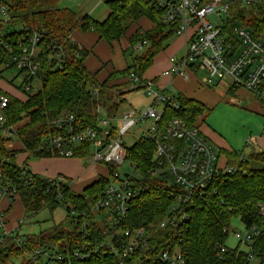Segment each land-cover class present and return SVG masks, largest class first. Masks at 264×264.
I'll return each mask as SVG.
<instances>
[{"label": "trees", "instance_id": "obj_1", "mask_svg": "<svg viewBox=\"0 0 264 264\" xmlns=\"http://www.w3.org/2000/svg\"><path fill=\"white\" fill-rule=\"evenodd\" d=\"M103 1L108 8V15L100 22L89 15L61 7V0H6L11 23L7 27L0 23V80L4 70L13 69L8 67L11 53L4 46L17 49L20 37L15 32L17 27L23 26L30 30L29 33L42 34L38 75L42 79V90L36 94H27V98L22 100L0 89V97L9 98L7 109L0 110V117L6 118L4 127L0 128V170L4 179L14 180L17 184L18 198L26 215H36L46 208L53 211L60 204L66 203L71 205L72 209H67L72 211L73 216L68 218L71 226L69 230L63 224L55 225L39 235L26 236L24 244L9 238L5 244L0 245V264H10L20 257L24 260L23 264H44L41 260L26 262L25 255L56 246L59 249H74L82 244L94 246L105 238L94 221L96 217L92 207L108 187L110 178L114 179L119 170L117 166L103 164L107 176H99L82 192H78L72 188V180L66 177L68 184L60 187H53L46 177L38 174H32L30 183L21 181L26 168L22 169L16 163L20 151L10 149L12 144L18 142L23 145V152L29 153V158H53L52 155L37 153V148L49 131L52 118L63 112L72 113L80 126H95L99 108L107 118L116 119L126 104V95L143 88L144 75L154 64L155 57L167 47L170 39L177 36L178 28L164 24L162 11L157 9L153 0ZM142 19H148L154 27L149 31L139 28L129 39V50L125 51L128 53L134 49L137 53L135 47L143 44L141 54L131 55V64H127L124 70L114 69L103 82H99L96 75L85 66L89 52L72 40L73 35L77 31H93L99 41L113 47ZM238 24L248 28L255 38L264 41L263 9H247L232 4L225 32L229 33ZM10 31L15 35L7 34ZM56 54L61 59H57ZM235 91L231 89L229 93L234 94ZM171 96L180 109L177 111L170 105L165 106L157 137L142 138L133 147L126 149L125 161L135 165L140 174L137 182L140 195L131 202L123 229L145 228L152 235L151 244L161 247L163 243H169L171 247H178L184 264H249L248 250L227 247L224 254L220 255L219 252L227 242L225 230L233 220H240L246 228L258 226L263 230L252 245V253L259 264H264V218L260 216V207L264 205V151L252 149L249 154L220 151L226 159V166L235 172L221 175L211 183L205 196L195 197L191 205L182 206L181 212L185 219L179 223L178 230L162 232L157 229L175 205L177 195L181 194L177 186L152 174L157 168L154 156L163 140L164 128L175 117L183 119L189 126H199L197 121L209 112L203 104L183 95ZM10 127L15 128L12 133L15 136L7 137L3 131ZM116 133L113 126L111 136L115 137ZM250 143L246 142L247 146ZM178 145L180 152L182 144ZM77 150L76 158L86 160L91 155L90 144ZM27 173L31 174L29 170ZM10 211L11 207L7 213ZM84 225L85 230L82 229ZM73 264L135 263L133 259L122 263L116 258L93 257Z\"/></svg>", "mask_w": 264, "mask_h": 264}, {"label": "built area", "instance_id": "obj_2", "mask_svg": "<svg viewBox=\"0 0 264 264\" xmlns=\"http://www.w3.org/2000/svg\"><path fill=\"white\" fill-rule=\"evenodd\" d=\"M158 10L162 11L165 25L176 26L177 36H185L184 52L181 57L170 59V68L165 76L188 80L190 75L205 72L204 86L216 88L219 84L228 85L231 89H244L264 105V41L255 38L243 25L234 26L229 33L225 26L229 19L232 4L241 8L264 10V0H153ZM214 19V20H211ZM0 23L5 27L11 23L6 0H0ZM23 26L17 27V49L8 45L4 47L11 53V63L20 74L23 84L20 89L30 93L31 84L40 72L41 33L31 32ZM13 32L7 34L15 35ZM3 44V43H1ZM17 50V52H16ZM137 52L143 50V44L135 47ZM57 59H61L56 54ZM137 81V79H135ZM150 99L149 105L140 110H126L116 119L107 118L102 109H98L95 126L78 125L75 116L63 112L52 118L50 129L43 136L37 153L52 155L55 158H76L77 149L86 144L91 145V155L86 160L89 166L110 165L119 170L103 194L92 207L95 223L101 228L105 238L94 246L79 245L76 248H44L25 255L26 262L43 261L44 264H73L75 261H86L90 258H116L120 262L132 260L135 264H184L179 248L169 243L163 246L151 244L152 235L145 228L123 229L122 225L130 209L131 202L140 195L137 182L140 174L131 164L133 173H122L120 167L125 163L126 149L123 137L134 127L147 125L142 138L155 139L160 130L159 124L164 116L166 105L179 110L178 103L171 95L157 87L154 80H145L142 84ZM9 98L0 97V110L7 109ZM6 118L0 117V128L4 127ZM116 136L112 137V127ZM14 127L4 130L7 137ZM250 140H248L249 142ZM182 144L179 152V145ZM217 146L208 140L197 125L189 126L181 118L170 120L163 132V140L158 145L154 156L157 168L152 171L154 177L177 186L181 194L157 229L162 232H174L183 223L182 206H189L193 199L205 196L215 179L223 174L235 172L223 161V155H217ZM220 152V149H219ZM26 168V166H20ZM22 173L21 181L32 182V173ZM53 187L68 184L64 176L47 178ZM73 181V180H72ZM74 182H72L73 186ZM18 186L14 180L4 179L0 170V245L9 238L17 239L16 243L24 244L26 236L21 235V226L26 224L19 220L11 229L7 228L8 213L2 206L3 201L12 204L18 199ZM260 216L264 218V205L260 207ZM82 229H86L84 225ZM244 235L234 233L235 238L249 251V264H259L253 255L254 242L261 236L258 226L246 228ZM231 225L225 230L229 236ZM176 246V245H173ZM228 250L221 246L220 255ZM24 257V256H22ZM23 264V258H18Z\"/></svg>", "mask_w": 264, "mask_h": 264}, {"label": "rangeland", "instance_id": "obj_3", "mask_svg": "<svg viewBox=\"0 0 264 264\" xmlns=\"http://www.w3.org/2000/svg\"><path fill=\"white\" fill-rule=\"evenodd\" d=\"M60 6L64 8H68L75 13H80L82 15H89L96 21L102 22L106 15L108 14V8L103 0H61ZM214 20V19H211ZM138 25L140 23L132 26L127 32L126 36L121 40L120 43H115L113 47L108 45L104 41L96 40L97 47L94 50V53H100V58L104 61H111L112 65L115 68L125 67L126 64H131V55H139L141 52L135 53L134 49H130L128 53H125L126 50H129L130 44L129 39L137 32ZM149 24L146 21H143L141 24V29L143 31ZM95 35V32L90 31ZM179 36H174L169 40L167 47L160 53L159 57L155 61L154 65L151 68V72L159 71L164 62L168 60L167 50L172 53L175 51L174 56L181 55V51L183 46L180 45ZM99 56V55H98ZM92 62V68L96 67V71H99L102 66L97 61L96 56H92L88 59V62ZM165 62V63H166ZM170 62V61H169ZM88 64V63H87ZM170 68V66H169ZM168 68V69H169ZM106 69L102 70L99 75L105 77ZM205 73L203 71L199 72L198 77L202 80ZM148 80V79H146ZM23 84L22 79L18 76V71L15 69L12 70H4L2 73V79L0 80V88L3 91H7L13 93L15 96H19L20 99L27 98V94H36L42 90V79L41 77L36 78L31 84L32 90L30 93H24L19 89ZM210 89L212 91H215ZM170 91H168L169 93ZM9 94V93H8ZM215 99L208 102L209 112L206 116V113L200 118L197 123H204V127L210 129L220 136L221 142L223 144H219L218 142H213L210 140L215 146H217V155L225 148L226 146L230 147L237 153L249 154L252 149L264 151V105L259 102L255 97L250 99V102L245 101V96L242 97V91H239L234 94H230L229 91L223 88H217L215 94ZM150 99L146 94L144 88L134 91L130 94L126 95V104L121 109V112L126 110H140L144 109L149 105ZM260 105H259V104ZM121 114V113H120ZM21 125H18V127ZM147 129V125L136 126L132 128L124 137H123V145L125 149H129L133 147L138 141H140L143 137V132ZM250 139L251 143L247 146L246 141ZM259 139L260 145L257 144L256 140ZM227 148V147H226ZM226 151V150H224ZM19 160L17 159V165L21 160V157H25L26 161L29 162H38L40 159L37 158H29L27 157V153L19 152L18 153ZM225 158V157H224ZM25 161V162H26ZM226 164V159L225 162ZM82 165L86 167V169L91 168V174H95L97 172L94 167H89L86 165L85 161H82ZM24 166V164L19 165ZM100 175L107 176V172L104 165H98ZM261 165H257L260 167ZM122 173L124 171L126 173H133V168L131 167V163L127 160L120 167ZM87 175V174H86ZM81 182L76 185V190L78 192H82L83 188L91 183L88 181L86 177H83ZM74 182V180L72 181ZM67 208H71L70 204H60L55 210L51 211L49 209H44L38 214H28L26 215L23 209V205L20 199H16L15 203L12 205V210L8 216V225L7 228L13 227L19 220L24 219L26 224L21 226V235L25 236H33L39 235L41 232L47 231L51 229L55 225L63 224L66 230L71 229V226L68 223V218L73 216L72 211H68ZM16 222V223H15ZM15 223V224H14ZM11 224V225H10ZM246 227L240 220H233L231 223V231L227 238L226 245L230 249H235L239 247L240 250H246L245 245L242 242H239L234 233H240L244 235L246 232ZM10 264H19V260H13Z\"/></svg>", "mask_w": 264, "mask_h": 264}, {"label": "crops", "instance_id": "obj_4", "mask_svg": "<svg viewBox=\"0 0 264 264\" xmlns=\"http://www.w3.org/2000/svg\"><path fill=\"white\" fill-rule=\"evenodd\" d=\"M107 15H106V17H107ZM143 21H146L149 24V26L146 28L145 31H149V30H151L154 27V25L148 19H142L139 22L140 26L138 25V29L142 28L141 24H142ZM179 37H180L179 38L180 45L183 46V49H182L181 55H180V57H181L183 52H184L185 36L182 35V36H179ZM97 38H98V35L96 33L94 35L91 32L84 33L82 31H77L73 35L72 40L89 52V56L87 57V59L85 61V66H86V68L88 69V71L90 73L96 75V78H97V80L99 82H103L107 78V76H108L110 71H113L114 69L124 70L127 67V64H126L125 67L115 68L112 65L111 61H109V62L106 61V60L103 61L100 58L101 57L100 53H97V54L94 53V50L97 47V44H96ZM98 41H99V38H98ZM167 51H168L167 52V56L169 58H168L167 62L165 61L166 63L164 62L163 67L157 72H151V68H152L151 67L146 72V74L144 75V79L145 80L146 79L154 80L156 82V84H157V87L160 88L162 91H165L167 94L174 95V96L175 95H183V96H185L186 98H188L190 100H194L196 102H199V103L203 104L207 108H208V102L211 101L212 99L213 100L215 99L214 94H215L217 88H223L224 87L225 90L230 91L228 85H225V84H219V86H217L214 89L215 91L210 90V89H213V88L204 86V84L202 82L203 78L201 80L198 77L199 73L196 74V75L194 74L192 76L190 75L188 80H183V79H180V78H172V77H169V76H165L164 73L168 70V68L170 66V62H169L170 59L172 57H179V56H174V54L176 53L175 51H172V53L169 51V49ZM94 55L96 56L97 61L100 64V66H102L99 71H96V67L92 68V66H91L92 62H90V61L88 62V59L90 57L94 56ZM159 55H160V53L155 57L154 63L157 60V58L159 57ZM104 69H106L105 77H102V76L99 75V73L102 70H104ZM168 91H170V92L168 93ZM239 91H242V97L245 96V101L246 102H250V99L254 98L252 95H250L244 89H237L235 91V93H237ZM8 93L13 95V96H15L13 93H10V92H8ZM15 97L20 98L19 96H15ZM198 125L200 127V130L208 138L209 141L213 140V142H218L219 144H223L220 141L221 140L220 136L217 135L215 132L211 131L210 129L205 128L203 122H199ZM248 140H250V139H247L246 142H248ZM256 142H257L258 145H260L259 139L256 140ZM226 147L225 148H221V149H223V151L224 150L234 151L230 147H228V146H226ZM10 149L11 150H15V151L23 152V145L21 143L17 142V143L12 144L10 146ZM29 156H30L29 153H27V157H29ZM17 159L19 160V156L18 155L16 157V162H17ZM25 159L26 158L22 156L20 162L18 163V166L24 164V166H26V168L29 171H31L32 173L41 175V176L46 177V178H56L58 176H64V177H66L68 179L74 180V184L72 186V188L74 190H76L75 189L76 185L79 182H81L82 179L84 181L83 177H86L88 179V181L92 183V182L96 181L99 176H101L98 173L99 166H94V169L95 170L98 169V170H96L97 172H95V174H93V173L91 174L90 173L91 172V168L86 169V167H84L82 165V161L83 160L79 159V158H72V159H63V158H55V157H53V158H42L38 162H29V161H26ZM223 161L225 162V158H223ZM89 167H91V166H89ZM89 184H87V185H89ZM14 203H15V201L12 204H9L7 201H3L2 202V206L5 209H8L9 207H11V210H12V205ZM10 212H9V214H10ZM9 214H8V216H9ZM11 228H9V229H11Z\"/></svg>", "mask_w": 264, "mask_h": 264}]
</instances>
